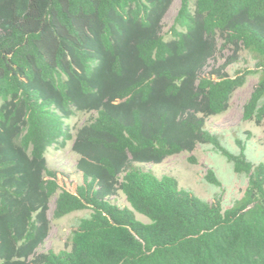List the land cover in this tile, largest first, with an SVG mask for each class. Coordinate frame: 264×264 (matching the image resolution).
I'll list each match as a JSON object with an SVG mask.
<instances>
[{
    "label": "trees",
    "instance_id": "16d2710c",
    "mask_svg": "<svg viewBox=\"0 0 264 264\" xmlns=\"http://www.w3.org/2000/svg\"><path fill=\"white\" fill-rule=\"evenodd\" d=\"M173 1L0 0V264H264V163L205 129L251 75L242 120L263 125L264 0H180L166 38ZM224 50L233 57L202 76ZM241 51L255 69L230 77ZM81 113L95 116L74 137L70 120ZM73 139L83 183L71 193L46 153ZM197 146L247 177L231 208L135 167ZM204 179L220 186L212 170ZM118 192L128 207L109 201ZM51 201L54 220L91 213L65 250L37 254Z\"/></svg>",
    "mask_w": 264,
    "mask_h": 264
},
{
    "label": "rangeland",
    "instance_id": "374dc122",
    "mask_svg": "<svg viewBox=\"0 0 264 264\" xmlns=\"http://www.w3.org/2000/svg\"><path fill=\"white\" fill-rule=\"evenodd\" d=\"M179 6L180 0H174L163 19L162 33L166 38ZM220 44L219 41L218 47ZM231 57L233 56L229 50L218 52L208 61L201 75L209 76L211 71L221 67ZM256 63L257 58L253 54L241 51L224 71L232 77L243 70H254ZM257 82L258 75L249 76L244 87L233 95L229 109L221 115L208 118L205 122V129L218 136L223 146L231 153L237 154L239 152L237 141L242 142L245 145L246 158L254 165L264 163V121L262 126H256L252 121H243L242 110ZM94 116V113H81L71 119L73 136L75 137L78 129ZM73 142L74 139L64 148H50L46 153L47 166L56 173L57 183L62 189L71 193H74L76 187L83 183L82 173L77 168L80 155L73 151ZM135 167L144 172H151L159 178L171 176L177 180L180 189L210 204L219 203L222 210L231 208L235 202L239 201L247 186V177L237 175L231 164L211 146H197L191 153L169 157L160 164H136ZM208 170L214 172L220 186H213L205 181L204 177ZM109 201L120 208L128 207L124 195L120 192ZM53 209L54 201H51L48 211V217L51 218V230L44 243L36 250L37 254L65 250L78 220L88 217L91 213L90 210H84L54 220L52 219ZM135 217L140 222L149 223V220L140 214L136 213Z\"/></svg>",
    "mask_w": 264,
    "mask_h": 264
}]
</instances>
